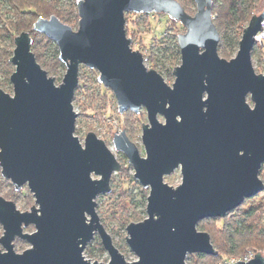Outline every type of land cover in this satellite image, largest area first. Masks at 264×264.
Listing matches in <instances>:
<instances>
[{
    "label": "water",
    "instance_id": "1",
    "mask_svg": "<svg viewBox=\"0 0 264 264\" xmlns=\"http://www.w3.org/2000/svg\"><path fill=\"white\" fill-rule=\"evenodd\" d=\"M194 2L190 14L178 0H76L75 29L55 14L38 16L33 28L55 42L65 65L58 84L36 60L29 32L14 35L12 93L0 88V174L16 190L26 184L36 205L21 211L0 194V264H187L188 253L217 254L198 221L223 217L264 189L258 175L264 163V69L255 72L251 62L264 7L250 16L235 55L226 59L217 52L212 0ZM128 11L163 12L185 26L177 33L180 62L171 84L131 47ZM80 64L98 71L119 112H146L144 155L124 130L112 137L133 176L148 188L146 216L125 225L132 260L114 245L95 210L96 195L111 190L110 176L121 163L93 131L83 142L74 134ZM176 167L181 179L173 186L164 175ZM29 224L34 229L24 231ZM95 232L108 253L105 262L83 255ZM15 237L30 245L15 251ZM233 264H264V255L255 251Z\"/></svg>",
    "mask_w": 264,
    "mask_h": 264
},
{
    "label": "rangeland",
    "instance_id": "2",
    "mask_svg": "<svg viewBox=\"0 0 264 264\" xmlns=\"http://www.w3.org/2000/svg\"><path fill=\"white\" fill-rule=\"evenodd\" d=\"M255 3L256 6L254 7L253 13H258L264 7V0H255ZM180 4L190 14H193L196 10L195 2L181 0ZM6 8L10 11L5 13L1 7L0 16H3L4 14V18H10L13 22L15 13L13 14V11L8 5ZM248 19L245 21L243 27L246 25ZM77 22L78 16L77 19L75 18L68 23L73 29H75ZM8 26H10L9 23L5 27L0 23V27L3 29L0 31V52L2 51L3 53H7V55H11L14 47L13 37L18 34V31L12 29L13 31L6 32L4 28L10 30L7 28ZM23 31H29L30 33V29H24ZM184 31L185 26L183 24L177 20L170 19L167 14L163 12L137 13L128 11L125 13V32L126 36L131 38V47L140 50V52L147 58L146 63H144L145 66L156 69L168 84H171L174 79V75L172 74L173 66L180 62L177 33ZM241 32L242 30L238 31L237 40H239ZM226 33L228 36L231 35V30L227 29ZM31 34L32 36L35 35L37 38L36 41H38L39 49H37L38 52L36 51V53L40 54L42 57H45V55L52 50L54 45L56 46L55 42L52 40V43L49 46L50 48L48 49L46 48L45 41L41 39L42 37L40 34H34V32H31L30 35ZM237 47L238 42L228 46L225 52L217 48V52L219 56L229 59L235 55ZM263 56L264 38L261 45L258 43L254 44L251 50L252 66L257 73L262 72L264 69L262 60ZM9 64L8 67L7 63H3L2 60H0V88L12 93L9 75L13 71L14 65L10 61ZM39 64L43 67L40 62ZM8 69L9 71L7 72ZM44 69L48 75L54 77L55 83L58 84L65 71V65L63 64L62 66L57 67V70L54 72H50L46 68ZM97 75L98 71L95 68H90L84 64L79 65L78 83L74 89L72 98L73 109L77 112L74 134L78 136L80 142H83L85 134L88 131H93L99 138H102L105 141L111 152L121 163L120 170L113 172L110 176L109 183L111 190L96 195L95 210L99 221L110 234L114 245L121 251L125 259L132 260L136 258V255L125 242L126 230L125 226L121 223V215H124L132 209L138 212V217H141V219L146 216L145 206L148 188H145L147 191L146 193L141 192L138 185L139 182L133 176L132 165L127 160L124 152L114 147L112 137L113 133H117L121 129L124 130L133 125V127H135V133L130 140L137 145L140 154L144 155L145 152L141 143L140 135L141 123L147 122L146 112L143 107H141L138 112H119L117 109V102L111 89L104 86L102 82H99L97 80ZM247 101L252 105L248 96ZM157 118L160 121H163L162 115L158 114ZM258 175L264 182V163L261 165ZM4 179L8 180L0 174V194L5 198L14 200L16 207L19 210H28L30 208L29 205H36L34 196L26 184H23L20 189L16 190L13 189L12 185L3 183ZM180 179L181 173L179 167H176L171 173L164 175V180L173 186L177 185L180 182ZM259 207V212H262L259 225L264 226V189L254 196L245 198L237 208H234L226 215L232 218L237 216L239 212L246 213L252 208ZM206 224L211 226L220 225L221 220H217L216 222L207 221ZM33 229L34 226L32 224L23 227V230L28 232ZM1 232L2 228L0 225V235ZM13 244L14 249L17 252H20L30 245L26 240L19 237H16L13 240ZM0 248L3 249L1 245ZM248 248L250 249V246H246V249ZM83 255L90 260H98L102 262L107 261L108 253L102 247L97 232L94 233L93 237L85 245ZM227 256L230 255H225V257ZM194 259V254L191 256L187 255L185 261L187 264H194Z\"/></svg>",
    "mask_w": 264,
    "mask_h": 264
},
{
    "label": "trees",
    "instance_id": "3",
    "mask_svg": "<svg viewBox=\"0 0 264 264\" xmlns=\"http://www.w3.org/2000/svg\"><path fill=\"white\" fill-rule=\"evenodd\" d=\"M178 1L181 3V0ZM188 1L194 2V0ZM7 5L11 8L13 14L15 13V18L12 22L10 18H4V14V17L2 15V17L0 16L1 25H4L5 27L8 23L10 24V26L7 27L10 30H6L5 28L4 30L9 32L14 29V31L17 30L19 33L24 29H30V33L34 32V34L37 33L41 35V39L45 41V45L47 46L46 48L48 49L50 48L49 46L51 45L52 40L42 32L33 28L34 20L38 16L48 17L50 14H55L61 21L69 24L68 22L73 21L75 18L77 19L78 16L76 10V0H0V8L2 7V10H4L5 13L10 11L6 8ZM255 6V0H212L211 14L219 34L217 48L225 52L228 46L238 42L237 33L239 30L241 31L243 29L245 21L253 14ZM227 29L231 30V35L229 36L226 33ZM2 30L3 29L0 27V31ZM30 37L31 49L35 58L44 68L50 72H54L57 70V67L63 65L58 58L57 46L54 45L48 54L45 51L47 55L42 57L40 54L36 53L37 49H39L38 41H36L37 38L35 35L32 36V34ZM9 56L10 55H7V53H3L2 51L0 52V60H2L3 63H7L8 67L10 65ZM8 71L9 69L7 72ZM123 111L127 113L134 112L129 108ZM124 130L128 138L132 139L135 133V127L131 125V127L125 128ZM3 181V183L12 185L8 180L4 179ZM138 185L141 192H147L146 189L139 183ZM12 187L14 189L13 185ZM259 210L260 207L252 208L246 213L239 212L237 216L232 218L226 215L230 211L225 213L223 217L202 218L198 221L197 227L208 232L211 243L217 250V254L213 255L195 252L188 253L187 255H195L194 264H216V262L224 258L225 255H233L236 257L241 256L247 250L246 246H250V249L252 247V250L254 251L263 252L264 226L259 225L262 213L261 211L259 212ZM121 216V223L124 226L130 221L141 219V217H138V212L132 209ZM206 220L211 222L221 220V224L211 226L206 224Z\"/></svg>",
    "mask_w": 264,
    "mask_h": 264
},
{
    "label": "built area",
    "instance_id": "4",
    "mask_svg": "<svg viewBox=\"0 0 264 264\" xmlns=\"http://www.w3.org/2000/svg\"><path fill=\"white\" fill-rule=\"evenodd\" d=\"M261 26L262 28L260 30H258L256 32V34L254 35V39H255V43L254 44H262V40L264 38V19L261 21ZM146 56L143 55V63H146ZM254 250L252 249H247L241 256L236 257L233 255L224 257L222 259H220L218 262H216V264H233V262H235L236 260H248L249 258H251L254 254ZM264 255V252L262 253Z\"/></svg>",
    "mask_w": 264,
    "mask_h": 264
}]
</instances>
